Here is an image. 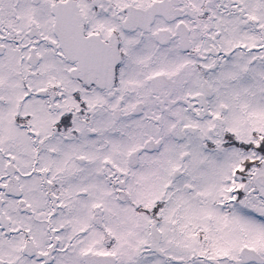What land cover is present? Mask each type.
<instances>
[{
	"label": "snow or ice",
	"instance_id": "1",
	"mask_svg": "<svg viewBox=\"0 0 264 264\" xmlns=\"http://www.w3.org/2000/svg\"><path fill=\"white\" fill-rule=\"evenodd\" d=\"M0 264H264V0H0Z\"/></svg>",
	"mask_w": 264,
	"mask_h": 264
}]
</instances>
